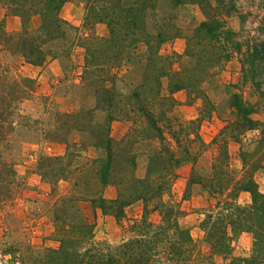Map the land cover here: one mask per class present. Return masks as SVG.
I'll return each instance as SVG.
<instances>
[{
    "label": "trees",
    "instance_id": "trees-1",
    "mask_svg": "<svg viewBox=\"0 0 264 264\" xmlns=\"http://www.w3.org/2000/svg\"><path fill=\"white\" fill-rule=\"evenodd\" d=\"M70 1L83 5V29L91 32L101 25L105 35H80L63 20L60 9ZM186 4L197 5L203 20L186 39L182 54H162V45L180 34L176 9ZM0 6L20 24L11 33L0 24V55L17 57L37 68L57 61L63 73L72 49H81L77 96L81 103L89 99L92 104L89 108L79 104L70 113L54 115L44 140L62 144L64 154L40 156L35 167L40 179L52 188L59 181L67 184L66 194L47 209L52 222L48 239L57 246L35 254L4 253L9 254V263L189 264L197 251L188 229L179 224L183 213L179 205L162 199L176 178V169L189 163L186 188L198 186L213 202L199 223L212 255L220 256L221 264H264V194L253 178L257 171L264 172V90L260 88L264 39L241 50L235 33L224 22V17L236 12L232 5L223 0H0ZM34 18L38 19L35 28L31 25ZM140 44L144 51L135 55ZM231 52L240 54L239 84L230 86L236 93L226 103L225 125L205 144L196 122L169 118L177 103L174 94L183 91L188 98H200V84ZM176 64L179 67L174 68ZM122 65L132 66L129 85L115 76L114 70ZM241 85H249L255 102L242 100ZM34 92L32 79L12 75L0 60V144L12 131L18 107ZM257 113L261 120L252 118ZM112 122L128 125L117 140L110 136ZM249 131L258 132L255 146L249 152L238 150L241 170L235 175L226 143H238ZM70 135H78L79 141L69 142ZM212 148L209 165H198ZM87 149L99 154L82 156ZM138 158L145 163L141 177L136 175ZM11 174L2 165L0 201L8 199ZM108 185L115 191L111 199L102 195ZM242 193L249 197L246 204L238 202ZM80 202L108 214L116 223L123 219L124 209L135 203L141 204V215L130 221L127 239L116 245L95 242L91 226L77 207ZM151 213L158 214V223L148 220ZM242 233L252 238L250 256L232 258L230 244Z\"/></svg>",
    "mask_w": 264,
    "mask_h": 264
},
{
    "label": "rangeland",
    "instance_id": "rangeland-1",
    "mask_svg": "<svg viewBox=\"0 0 264 264\" xmlns=\"http://www.w3.org/2000/svg\"><path fill=\"white\" fill-rule=\"evenodd\" d=\"M223 1L227 5H232L236 11L230 12L224 17V22L235 33V40L241 44L242 51L246 45L264 39V0ZM65 4L67 8L60 9L59 15L62 19L68 17L70 22L63 20L76 27L78 34L84 36L90 34L103 36L105 34L104 28L100 25H96L91 32L82 28L84 8L81 3L70 1ZM2 9L0 6V15ZM202 20L203 16L197 5L186 4L178 7L176 9V24L179 26L180 34L171 42L163 44L160 49L161 53L169 54L173 51L182 54L186 39L190 37L195 27ZM31 25L33 28L37 27L38 19H33ZM143 51L144 48L140 44L134 53L139 55ZM82 55L81 49L73 48L70 62L63 64L65 67L63 73L57 61H49L43 68H37L23 64L21 59L17 57L0 55L1 62L8 66L12 75L28 77L35 83L33 97L18 107L12 119V131L0 144V170L2 165H6L12 172L8 177V199L0 201V264H12L7 260L10 259L9 254L13 252L28 251L35 254L46 248L57 246L55 242L48 239L52 232V222L47 209L57 198L66 194L67 184L59 181L52 188L40 179L36 174L35 167L40 156L54 157L64 154L65 149L62 144L48 143L44 140L46 133L51 131L54 115L61 112L70 113L79 104L87 108L92 105L89 99H85L81 103L77 96L79 94L77 87L82 66ZM239 60L240 54L231 52L228 59L219 62L212 69L211 75L200 84L199 91L202 95L200 98L192 96L188 98L183 91L175 93L174 99L177 103L170 109L169 118L185 124L196 122L199 137L205 144H208L227 120L226 103L230 95L236 93L230 86L239 84ZM177 67H179L178 64L174 65V68ZM132 71V66L122 65L114 70V73L117 78L124 81L125 85H129L133 77ZM260 88L264 90V83ZM238 93L244 102H255L249 85H241ZM252 118L261 120L262 115L257 113ZM125 126L128 127L126 123L113 124L109 130L110 136L113 139H119L118 136L124 131ZM257 136V131H249L238 143L227 141L229 166L235 175H238L241 170V164L237 157L238 150L244 152L253 150ZM72 140L78 142L79 136L70 135L68 141ZM212 149L203 154L198 165L204 167L209 165L210 157L215 148ZM98 154L99 152L96 150L87 149L81 155L94 157ZM144 165V159L138 158L136 163V175L138 177L143 175ZM189 172V163L180 165L176 169V178L162 199L166 204L176 203L183 213L179 219V224L188 229L197 251L188 263L221 264L223 263L221 257L212 255L199 228L205 211L213 202L198 186L186 188ZM253 178L257 190L264 194V172L257 171ZM102 195L105 199L113 198L115 195L114 188L111 185L106 186ZM248 200L247 194L239 195L238 202L240 204H246ZM77 207L92 228L93 241L110 245H116L127 239V228L130 221L132 219L138 220L141 215L140 203L126 207L123 219L119 223H116L108 214H102L98 209H93L86 202L78 203ZM147 218L154 224L159 221L157 213H151ZM251 244L250 235L241 236L240 234L234 237L230 244V257L249 258ZM4 253L9 254L3 255Z\"/></svg>",
    "mask_w": 264,
    "mask_h": 264
},
{
    "label": "crops",
    "instance_id": "crops-1",
    "mask_svg": "<svg viewBox=\"0 0 264 264\" xmlns=\"http://www.w3.org/2000/svg\"><path fill=\"white\" fill-rule=\"evenodd\" d=\"M63 8H67V5L64 4L61 8V10H63ZM77 10V8H76ZM75 17V16H74ZM77 17V14H76ZM73 18V17H72ZM35 19V18H34ZM63 19L69 21L68 17H63ZM70 22V21H69ZM0 23L3 26L4 31H6L7 33H11V32H16L17 30H19L20 24H19V20L18 18L14 17V16H6L5 15V11L4 9H2V13L0 15ZM101 26V25H100ZM102 27V26H101ZM103 28V27H102ZM105 35V34H104ZM178 93V92H177ZM113 124H121L119 122H112L110 127H112ZM126 130V126L124 128V131ZM124 131H122L118 138H120L122 136V134L124 133ZM241 236H249V234H241Z\"/></svg>",
    "mask_w": 264,
    "mask_h": 264
}]
</instances>
